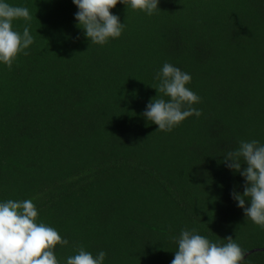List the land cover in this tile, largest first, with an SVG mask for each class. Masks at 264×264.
Returning a JSON list of instances; mask_svg holds the SVG:
<instances>
[{"label":"trees","instance_id":"1","mask_svg":"<svg viewBox=\"0 0 264 264\" xmlns=\"http://www.w3.org/2000/svg\"><path fill=\"white\" fill-rule=\"evenodd\" d=\"M5 2L29 9L12 26L34 41L0 62V202L33 201L69 242L59 264L80 246L103 264H171L184 229L232 236L240 264H264V227L231 195L245 178L224 162L241 141L264 144V0H160L152 15L120 2L125 26L102 45L73 0ZM165 63L200 98L171 131L142 115L170 99L155 88Z\"/></svg>","mask_w":264,"mask_h":264},{"label":"clouds","instance_id":"2","mask_svg":"<svg viewBox=\"0 0 264 264\" xmlns=\"http://www.w3.org/2000/svg\"><path fill=\"white\" fill-rule=\"evenodd\" d=\"M79 11L75 14L78 27L85 30L91 44H105L109 38L121 35L124 23L111 9L123 2L132 9L152 15L159 8L160 0H73ZM31 21L30 11L24 6H13L0 0V62L12 67L16 56L24 52L34 41L29 27L22 34L13 29V21ZM27 55V52H24ZM160 83L158 93L169 97L153 98L142 115L158 125L160 131H171L187 117L201 112L191 105L199 102V97L186 87L191 75L169 63H165L157 73ZM226 166L245 178L244 191L233 189L231 195L243 208L245 216L255 224L264 227V144L256 140L241 141L239 147L224 156ZM246 167L242 168V165ZM250 201V206H246ZM38 210L32 200L0 202V264H59L54 254L57 244L67 245L58 231L44 223H37ZM227 243L218 245L210 242L196 230L184 229L177 240L171 264H240L246 253L234 241L226 237ZM106 257L100 251L96 257L83 246L77 254L68 257L67 264H103Z\"/></svg>","mask_w":264,"mask_h":264}]
</instances>
